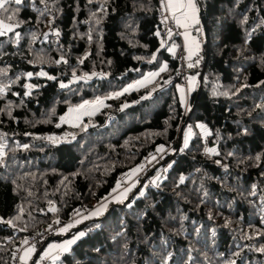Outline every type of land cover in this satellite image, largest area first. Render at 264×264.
Returning a JSON list of instances; mask_svg holds the SVG:
<instances>
[{"label":"trees","instance_id":"trees-1","mask_svg":"<svg viewBox=\"0 0 264 264\" xmlns=\"http://www.w3.org/2000/svg\"><path fill=\"white\" fill-rule=\"evenodd\" d=\"M199 1L209 51L185 114L179 37L156 35L157 0H23L8 5L12 21L0 14L18 25L0 36V264L170 146L163 179L144 186L153 165L79 222L89 229L55 264H264V0ZM100 100L76 124L62 120Z\"/></svg>","mask_w":264,"mask_h":264},{"label":"built area","instance_id":"built-area-1","mask_svg":"<svg viewBox=\"0 0 264 264\" xmlns=\"http://www.w3.org/2000/svg\"><path fill=\"white\" fill-rule=\"evenodd\" d=\"M157 16L160 20V26L156 30L159 32L158 37H165V38H171V37H180V35L183 32V28L178 27L174 21L169 18L166 22L162 21L164 20V16L167 14L164 9L161 8V0H157ZM199 23L193 25L189 31L193 33L197 40L201 43V46L197 49L196 52L190 54L188 49L181 47L180 53L178 57V67L176 71V77L180 80V82L183 84L184 89V110L183 114H185L189 109V96L191 93V85L190 81L191 78L197 74L199 69L203 66L204 59H205V48H204V31H203V25L200 20H198ZM169 29L171 30V34H169ZM196 29H199L197 31ZM189 65H192L189 67ZM176 139L173 141L172 144H174ZM172 149V146L165 148L160 153H154L152 152L148 156L145 157V159L142 161L144 162V166L140 170V172L137 174L136 179H143L145 178V174L151 169V167L154 165V163L163 160L165 155ZM152 154H155L156 159L153 162H149V158ZM141 162V163H142ZM164 174V173H163ZM127 177L128 173L121 174L118 177L117 187L115 190H113V194L117 192V190H120L122 187L127 185ZM149 185V184H148ZM111 193V194H112ZM111 194L108 196L107 199L111 198ZM90 208H86L82 205H79L75 207L70 214L67 217H60L53 221H51L47 226L42 227L37 232L25 236L14 248L12 256L10 258L9 264H22V252L25 248L31 247L34 249H37L41 246H43L46 243V240L48 237H53L59 234V231L63 228L69 229L71 227V223H77L80 220H84L87 217H89L91 213ZM58 221V222H57ZM27 241V243H25ZM49 262L48 258L40 257L38 262L36 264H47ZM34 264V263H33Z\"/></svg>","mask_w":264,"mask_h":264},{"label":"snow or ice","instance_id":"snow-or-ice-1","mask_svg":"<svg viewBox=\"0 0 264 264\" xmlns=\"http://www.w3.org/2000/svg\"><path fill=\"white\" fill-rule=\"evenodd\" d=\"M23 0H0V14H3L8 21H12L13 17L16 15V12L19 11L17 8L16 11L14 12L11 7L8 5L14 4V5H21ZM161 8L166 11V15L164 16L163 22H166L169 18H171L174 23L184 29V37L185 40L188 41L191 37V34L189 32V29L195 25L198 24L199 21L197 19V12H198V7H197V0H161ZM11 13V15H8ZM17 24H12V23H4L3 20H0V36L6 35L9 32L13 31L14 27H17ZM199 31V29H196ZM169 34H171V30L169 29ZM19 36V33L16 34ZM157 35H159V32H157ZM192 43H195V41H192ZM163 46V44H162ZM60 61H57L59 63ZM192 65H189L191 67ZM164 68H161V71H164ZM29 76L32 74L29 73ZM40 75H44V73H40ZM155 75V74H153ZM63 87V85H61ZM127 91V89H125ZM87 103V102H85ZM83 107V105H81ZM200 128H203V125H199ZM162 150V149H158ZM209 151H214V149H209ZM52 211H55L53 208ZM58 222V221H57ZM66 229H61V231H65ZM81 236L84 235L83 232L80 233ZM27 243V241H25ZM74 243V240H69L66 242V244L63 246V250L67 251V245H71ZM52 247V246H50ZM31 251V249L29 250ZM259 251L264 252V248L259 249ZM23 259V257H22Z\"/></svg>","mask_w":264,"mask_h":264},{"label":"rangeland","instance_id":"rangeland-1","mask_svg":"<svg viewBox=\"0 0 264 264\" xmlns=\"http://www.w3.org/2000/svg\"><path fill=\"white\" fill-rule=\"evenodd\" d=\"M194 37L196 38L195 35H194ZM171 45L169 47V51L170 52H174L175 46H171ZM200 46H201V43L196 38V49H198ZM90 78H91V75H87V76L82 77V79H84V80H89ZM149 79L147 78V76H144L141 80H138L136 82V84H134V86L138 87L141 84H143L145 81H148ZM192 79L193 80H196L197 79V74H195L191 78V80ZM102 104H103V100H100L98 102L87 103V104L83 105V107L79 106V107H76V108H70L66 112V114H64L62 116V120L65 121V122L71 123V124H76L78 122V120L81 119L83 116L95 113L102 106ZM190 136H191V131L187 128L183 132V138H182V144H183V146H185L189 142ZM161 148H163V147H161ZM1 151L2 150L0 148V153H1ZM169 166H170V164L158 165V167L155 169V172L153 174V178L151 179L150 177H148V180L145 182L144 186H147L151 182H153V184H154L156 181H161L163 179V177H164V174L163 173H165L168 170ZM136 185H138V187L140 185V182L138 180L137 181H133L132 182V185L128 183L126 186L122 187L120 189V192H121V195H122L121 198L120 199L113 198L112 200L106 199L105 200L106 207H107V205L111 201H113V204H117L119 201L125 199L128 196L129 192L132 191L133 188H134V186H136ZM131 197H132V194L126 199V201L129 200V199H131ZM113 204H111V205H113ZM106 207H102L99 210H97L99 213L98 212L95 213L94 216L95 217H98V215L100 214V212L105 211ZM70 225H71L72 228L75 227V226H77V224H75L74 222H72ZM63 229H66V228H63ZM88 229L89 228H87V226L82 227L80 232H78L76 235L70 236L69 238H73L75 240L77 237L81 236L80 235L81 232H83L85 234V232ZM59 233H61V235L63 236V235H66L68 233V231L67 230H65V231H61L60 230ZM71 234H73V233H71ZM49 243L56 244L58 242L57 241H51ZM56 260L57 259H52L47 264H55V261Z\"/></svg>","mask_w":264,"mask_h":264},{"label":"crops","instance_id":"crops-1","mask_svg":"<svg viewBox=\"0 0 264 264\" xmlns=\"http://www.w3.org/2000/svg\"><path fill=\"white\" fill-rule=\"evenodd\" d=\"M197 7H198V12H197V19L199 20V6H198V2H197ZM190 32V31H189ZM184 33V30L182 32V34L180 35L179 37V43H180V47H184L186 49H188V51L190 52V54L194 53L197 51L196 49V38L194 37V34H191V37L188 41L185 40V37L183 35ZM192 41H195V43H192ZM171 46H175V49H177V46L175 44H172ZM175 51V50H174ZM167 67V63L166 62H163L162 63V66L161 68H166ZM152 77V74H150L149 76H147V78L151 79ZM195 80H191L190 81V85L192 86L191 87V92L193 91L194 89V86H195ZM160 149V148H158ZM164 149L162 150H159V151H155L154 153H160L162 152ZM156 159V156L155 154H152L149 158V162H153L155 161ZM160 162V163H159ZM155 164H158V165H164L165 163L164 162H161V161H158ZM158 165L156 166V168L158 167ZM144 166V162H142L138 167H136L135 169H133L132 171L128 172V177H127V184H131L132 185V182L133 181H137L136 179V176L137 174L140 172V170L142 169V167ZM153 172V171H152ZM151 173V172H150ZM151 179L153 178V176L150 177ZM139 181V180H138ZM153 183V182H151ZM121 192L120 190H117V192H115L114 194L112 193L111 194V198H109L108 200H112L113 198H117V199H120L121 198ZM102 207H106V202L103 201L102 203H99L98 204V207L91 210V213L90 215H93L95 213H97L100 208ZM99 213V212H98ZM83 220H80L78 221L77 223L75 224H78L79 222H82ZM66 230L68 231L69 229L66 228ZM59 236H62L61 233H59ZM61 238L59 240H56L58 243L56 244H52V243H46L44 244L41 248H37V249H34V248H31V247H28V248H25L22 252V255H21V258L23 257L22 259V264H30V262L32 261V259L37 255L39 258L40 257H45V258H48L49 261L52 260V259H57L61 253L64 251L63 250V246L66 244L67 241L69 240H74L73 238ZM52 246V247H50ZM69 247V245H67V248ZM31 249V251H29ZM39 258L36 260V262H38Z\"/></svg>","mask_w":264,"mask_h":264},{"label":"water","instance_id":"water-1","mask_svg":"<svg viewBox=\"0 0 264 264\" xmlns=\"http://www.w3.org/2000/svg\"><path fill=\"white\" fill-rule=\"evenodd\" d=\"M198 2V6H199V20L201 21L202 25H203V31H204V45H205V56L207 57L208 55V51H209V32H208V27H207V24H206V16H205V9L203 8L202 6V3L197 0ZM200 88L201 86L199 85L198 86V89H197V93L200 91ZM193 109V105H192V108L190 110V112L192 111ZM181 136H182V130L179 131V134H178V146L180 144V141H181ZM178 146H177V149H178ZM176 149V151H177ZM143 183V181L140 182V185L141 186ZM111 207L108 209L107 213L110 211ZM86 226V223L85 224H82L80 226H78L77 229L71 231V232H68L66 235L64 236H53V237H48L47 240H46V243L48 242H51V241H56V240H59L61 238H68L70 236L71 233H74L76 230L78 229H81L82 227H85ZM37 256H35L32 261L30 262V264H33L35 259H36Z\"/></svg>","mask_w":264,"mask_h":264}]
</instances>
